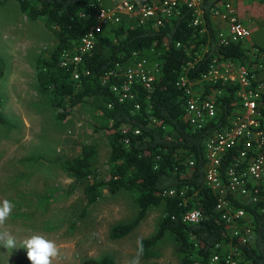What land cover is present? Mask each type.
Segmentation results:
<instances>
[{"label":"trees","instance_id":"trees-1","mask_svg":"<svg viewBox=\"0 0 264 264\" xmlns=\"http://www.w3.org/2000/svg\"><path fill=\"white\" fill-rule=\"evenodd\" d=\"M14 1L33 22L46 19L47 28L57 43L56 49L38 68L37 75L39 86L55 97L56 119L67 121L88 100H103L104 116L112 123L108 138L111 149L108 180L99 181L92 168L97 155L94 146H85L80 157L64 162L62 166L84 187L87 207L103 198V189L110 195L121 191L135 194L139 210L136 221L115 227L111 239L119 241L128 237L150 210L163 207L164 218L156 236L141 243L142 258L159 259L161 254L155 249L171 234L184 254L182 264H212L215 257L220 258L217 264H228L230 256L235 264H264V186L256 203L233 194L227 196L230 209L243 211L245 220L249 219L242 221L238 228L239 231L247 226L245 230L252 232V238L243 243L240 241L242 236H234L223 220V213L217 211L219 194L206 185V143L240 110L236 88L223 87V94L217 99V123L203 131L193 130L187 122L185 93L179 88L183 76L198 83L215 62L241 66L250 62L251 51L247 47L221 44L211 20L219 2L205 0L204 33H201L204 27L193 28V12L185 6L160 28L153 22L139 24L137 20L123 18L119 25L104 30L93 52L84 56L79 66L66 69L61 66V59L66 52L75 51L92 27V22L83 19L82 15L98 0ZM149 55L154 56L153 64H157L160 71L153 90L136 84L133 99L121 102L112 86L123 84L124 80L107 76L118 64L127 66L134 62L135 56L144 59ZM261 55L264 50L257 57ZM253 63L257 61L250 63L252 67ZM252 72L258 77V71L252 69ZM75 73L80 76L79 81H75ZM3 75L0 72V80ZM104 81L106 85H103ZM0 124H6L1 112ZM236 158V151L228 153L224 168ZM192 161L195 163L193 168L190 167ZM192 211H200L203 215L198 224L184 221L186 214ZM242 234L245 236L244 232ZM21 264H28L27 254ZM84 264L117 263L111 257H103Z\"/></svg>","mask_w":264,"mask_h":264},{"label":"rangeland","instance_id":"rangeland-1","mask_svg":"<svg viewBox=\"0 0 264 264\" xmlns=\"http://www.w3.org/2000/svg\"><path fill=\"white\" fill-rule=\"evenodd\" d=\"M236 8L251 29L254 50H264V2L245 13ZM212 22L216 31L221 29L218 20ZM56 47L46 19L33 22L16 1L0 0V112L6 121L0 124V208L5 201L12 205L0 223V236L8 233L16 240V249L0 244V264H21L27 254L24 242L34 235L56 244L58 254L51 264H84L103 257L117 264H182L184 254L171 234L155 249L159 259L140 256L141 243L159 230L163 207L150 210L128 237L113 241L115 227L138 217L135 194L110 195L103 189V198L87 207L84 187L64 170V162L80 157L85 146H94L92 168L98 180L106 182L112 123L100 98L79 106L67 121L56 119L55 97L37 82L38 68ZM144 58L153 64V55ZM247 65L264 79V55H251Z\"/></svg>","mask_w":264,"mask_h":264},{"label":"built area","instance_id":"built-area-1","mask_svg":"<svg viewBox=\"0 0 264 264\" xmlns=\"http://www.w3.org/2000/svg\"><path fill=\"white\" fill-rule=\"evenodd\" d=\"M217 1L219 3L213 15L227 24L225 34L220 35L221 44L225 47L242 44L251 51V55L257 57L259 52L253 48L252 32L242 22L234 0ZM204 5L205 0H98L82 15L83 19L92 22V27L81 38L75 51L63 55L61 66L66 69L79 66L83 57L93 52L104 30L119 25L123 18L137 20L139 24L153 22L156 28H160L176 17L179 9L185 6L193 12V28L204 27L201 31L204 33ZM134 58L132 64H118L107 76L124 80L123 84L112 86V91L121 102L133 99L136 84H142L148 91H152L160 73L157 64H150L145 58ZM215 63L198 83L183 76L179 88L185 93V118L195 131H203L217 123V99L222 96L223 87L236 88L235 96L240 100L241 108L206 143L205 172L206 185L220 196L217 211L223 213V220L231 227L234 236H242L240 241L246 243L252 238V232L245 228L238 231L246 214L243 211L233 212L227 196L233 194L246 201L252 199L256 203L261 187L264 186V79H258L248 65ZM74 79L79 81L80 76L75 73ZM103 85H106V81ZM199 85L202 87L198 88ZM207 86L209 89H206ZM232 151L237 152V158L229 167L224 168V159ZM194 166L192 161L190 167ZM202 218L200 211H192L186 214L184 221L198 224ZM219 261L220 258L215 257L212 264ZM227 263L235 264L231 256Z\"/></svg>","mask_w":264,"mask_h":264},{"label":"clouds","instance_id":"clouds-1","mask_svg":"<svg viewBox=\"0 0 264 264\" xmlns=\"http://www.w3.org/2000/svg\"><path fill=\"white\" fill-rule=\"evenodd\" d=\"M12 211V205L5 201L3 207L0 208V223H3ZM0 244L8 248L16 249V240L8 233L0 236ZM27 259L31 264H51V258L58 254V248L53 241L34 235L24 242Z\"/></svg>","mask_w":264,"mask_h":264},{"label":"crops","instance_id":"crops-1","mask_svg":"<svg viewBox=\"0 0 264 264\" xmlns=\"http://www.w3.org/2000/svg\"><path fill=\"white\" fill-rule=\"evenodd\" d=\"M261 3H262V0H234L235 7H238L240 9V11L242 9L243 10L242 13H245L246 11H248L247 10L248 8H250L249 10L254 9L255 6L260 5ZM238 13H239V10H238ZM212 18L213 19L215 18L216 20H218L219 25L222 26V27H220L221 29L217 31L219 33V35H224L226 32L227 24L224 22L223 19H221V18L219 19L218 16L212 15L211 20H212ZM223 28H225V29L223 30Z\"/></svg>","mask_w":264,"mask_h":264}]
</instances>
